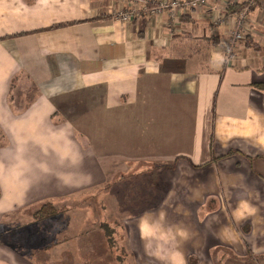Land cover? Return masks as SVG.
Instances as JSON below:
<instances>
[{"label":"crops","instance_id":"crops-1","mask_svg":"<svg viewBox=\"0 0 264 264\" xmlns=\"http://www.w3.org/2000/svg\"><path fill=\"white\" fill-rule=\"evenodd\" d=\"M132 4L0 0V264H69L25 211L88 194L136 258L264 264V3L230 54L245 0L119 19ZM33 218L51 233L25 242Z\"/></svg>","mask_w":264,"mask_h":264},{"label":"rangeland","instance_id":"rangeland-1","mask_svg":"<svg viewBox=\"0 0 264 264\" xmlns=\"http://www.w3.org/2000/svg\"><path fill=\"white\" fill-rule=\"evenodd\" d=\"M87 210H80L75 208H63V204H56L55 206L49 205L46 207L45 205L42 207H45L42 212L45 214H50L54 211H52L51 208H56L58 210L57 215H54L53 213L48 218V224L50 221L54 226H51V229L53 230V237L55 242L54 243H47L45 244L46 249L42 251L36 250V252H43L47 249L50 250V248H53L56 245L55 250H60L59 253L54 254L55 256H60L61 253L65 252L64 255H66L68 258L69 264H158L159 261L155 259H149V258H143V257H134L132 254L129 255L127 252H125L124 249H126V231L124 225L119 224L118 222L122 223L118 218H116V214L114 217L111 215L112 211L110 210H102L100 206L94 203V198L92 194H88V200H87ZM41 207V208H42ZM40 208V209H41ZM39 209V210H40ZM35 210H26L25 211V217L24 219L27 220V223L29 222V217L34 216L35 217ZM71 219L80 223V226L72 225L74 222L70 223L69 228H67V232L61 236L59 230H62L64 226L62 224L68 220ZM80 218V219H79ZM86 219V220H85ZM37 220L33 218V221L30 222L31 226H28V228L25 229L27 233L24 234L25 242L30 239L29 235H31V232L37 233L36 237L37 239L41 238L44 239L45 233H51L48 230L45 231L46 228L50 229V227H45L43 223L38 222ZM107 229V231L113 235L112 240L108 241L107 237L104 234V230ZM73 230H81L82 234L80 235L81 240L80 243L77 245L74 240L75 238L70 235V239H66V243L62 246L59 245L57 247V243L60 240V237H64L68 234V232H72ZM37 231V232H35ZM71 233V234H72ZM28 234V235H27ZM50 237V236H49ZM72 238V239H71ZM35 240L36 238L33 237ZM61 241V240H60ZM81 252H79V250ZM223 248H220L222 250ZM70 257V258H69ZM255 259V258H254ZM259 259V258H256ZM209 260V261H208ZM236 261H240V259H235L232 257H229L228 251L217 253L216 255L210 257H203L198 258L196 256L190 257L188 259L189 264H240ZM66 264V263H65Z\"/></svg>","mask_w":264,"mask_h":264},{"label":"built area","instance_id":"built-area-1","mask_svg":"<svg viewBox=\"0 0 264 264\" xmlns=\"http://www.w3.org/2000/svg\"><path fill=\"white\" fill-rule=\"evenodd\" d=\"M211 1L225 0H158L155 2H152V0H132L133 4L130 12H118L117 17L127 21L133 14H140L141 12H144L148 16H159L166 12L171 19H175L180 11L205 7ZM258 2L264 3V0H245L244 7L234 18V26L229 35L228 54L231 53L235 42L242 38L243 26L251 9L258 4Z\"/></svg>","mask_w":264,"mask_h":264},{"label":"trees","instance_id":"trees-1","mask_svg":"<svg viewBox=\"0 0 264 264\" xmlns=\"http://www.w3.org/2000/svg\"><path fill=\"white\" fill-rule=\"evenodd\" d=\"M263 88H264V86H263ZM52 206H53V205H52ZM43 209H44V208H41L40 210H38V211L35 213V217H36V219H38V220H44V219H48L52 213H53L54 215L59 214V213H58V210H56V208H55V209H54V208H51L52 211H54V212H52V213H50V214H47V213L44 214V213L42 212ZM104 234H105L106 236H108V237H107V240H108V241H111V240H112L113 235L111 234V236H110V233L107 231V229L104 230Z\"/></svg>","mask_w":264,"mask_h":264}]
</instances>
